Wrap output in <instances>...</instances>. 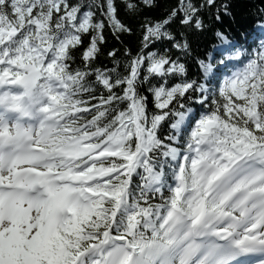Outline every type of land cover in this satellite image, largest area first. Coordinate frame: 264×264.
Returning <instances> with one entry per match:
<instances>
[{
  "label": "snow or ice",
  "instance_id": "obj_1",
  "mask_svg": "<svg viewBox=\"0 0 264 264\" xmlns=\"http://www.w3.org/2000/svg\"><path fill=\"white\" fill-rule=\"evenodd\" d=\"M0 264H264V0H0Z\"/></svg>",
  "mask_w": 264,
  "mask_h": 264
},
{
  "label": "trees",
  "instance_id": "obj_2",
  "mask_svg": "<svg viewBox=\"0 0 264 264\" xmlns=\"http://www.w3.org/2000/svg\"><path fill=\"white\" fill-rule=\"evenodd\" d=\"M243 2H244V0H237V3L242 4ZM239 10L240 9L238 8L237 11H239ZM125 39L126 40H134V37L125 38ZM114 46L118 47V45L116 44V41L111 37V35H109L108 36V42H107L106 45H104V48H105V50H108V49H110V48H112ZM101 59H105V57L101 56ZM105 62H107V61L105 60Z\"/></svg>",
  "mask_w": 264,
  "mask_h": 264
}]
</instances>
